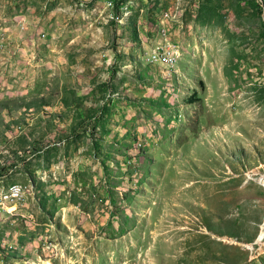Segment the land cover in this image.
Wrapping results in <instances>:
<instances>
[{
    "label": "rangeland",
    "instance_id": "rangeland-1",
    "mask_svg": "<svg viewBox=\"0 0 264 264\" xmlns=\"http://www.w3.org/2000/svg\"><path fill=\"white\" fill-rule=\"evenodd\" d=\"M16 185L0 264H264V0H0Z\"/></svg>",
    "mask_w": 264,
    "mask_h": 264
},
{
    "label": "bare ground",
    "instance_id": "bare-ground-1",
    "mask_svg": "<svg viewBox=\"0 0 264 264\" xmlns=\"http://www.w3.org/2000/svg\"><path fill=\"white\" fill-rule=\"evenodd\" d=\"M168 56H170V52L169 51H167V57L166 58L162 57L161 60L162 61H166V63H168V65H170L172 59L171 60L168 59ZM21 189L22 188H20L19 186L16 185V186H12L8 191H1L0 192V210L5 204H8L10 202L11 203H15L20 197ZM9 213H10V211H9Z\"/></svg>",
    "mask_w": 264,
    "mask_h": 264
},
{
    "label": "built area",
    "instance_id": "built-area-1",
    "mask_svg": "<svg viewBox=\"0 0 264 264\" xmlns=\"http://www.w3.org/2000/svg\"><path fill=\"white\" fill-rule=\"evenodd\" d=\"M113 3H115V2H113ZM165 15H166V19H167V18H168V11L165 13ZM116 20H117V19H116ZM154 54H157V51H155ZM8 212H9V211H5L4 213H8ZM4 213H3V214H4ZM10 214H12V213H10Z\"/></svg>",
    "mask_w": 264,
    "mask_h": 264
},
{
    "label": "trees",
    "instance_id": "trees-1",
    "mask_svg": "<svg viewBox=\"0 0 264 264\" xmlns=\"http://www.w3.org/2000/svg\"><path fill=\"white\" fill-rule=\"evenodd\" d=\"M118 7H119V4L117 3V9H118ZM116 8V7H115ZM119 12V11H118Z\"/></svg>",
    "mask_w": 264,
    "mask_h": 264
}]
</instances>
